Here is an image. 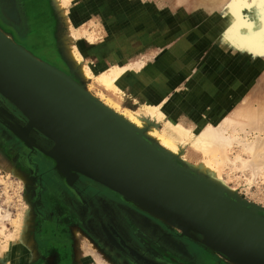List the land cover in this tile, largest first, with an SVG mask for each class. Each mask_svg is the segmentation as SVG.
Returning a JSON list of instances; mask_svg holds the SVG:
<instances>
[{
  "label": "rangeland",
  "instance_id": "rangeland-1",
  "mask_svg": "<svg viewBox=\"0 0 264 264\" xmlns=\"http://www.w3.org/2000/svg\"><path fill=\"white\" fill-rule=\"evenodd\" d=\"M85 2L89 12L96 14L92 16L95 18L94 21L99 23L102 20L105 35L94 45L87 46L93 53L90 56L85 55L83 64L94 69L95 66L90 65L93 57L99 70L109 66L114 60H120L132 69H136L135 66L142 61L145 64L142 71L136 69L133 74L135 76H133V85H128L129 92L134 95L138 103H144L149 98L161 100L167 96L166 104L175 114L179 113L180 118L190 119L196 113H201L210 123L223 122L233 109L243 103H248L249 106L252 103V108L254 106L259 109L257 111L262 109L261 101L264 100L260 99L264 96L262 95L264 94V46L258 47V45H261L260 42L264 43V0H85ZM39 7L41 10L36 11ZM11 12L16 13L17 22L13 19V15L11 16ZM198 16L206 22L210 20V24L214 23L212 21L214 18H220V21L216 22L211 45L220 50L226 48L230 54L246 57L247 60L252 61L253 67L243 66L237 62V66L234 64L235 70L229 73L225 64L227 60L222 56L227 53L220 50L214 56L207 58L202 68L186 63L178 67L181 58H192L194 53L189 47L181 49L176 55L173 54L174 56L167 51H172L173 45L185 38L188 33L200 29L201 23H195V18ZM149 19L153 21L152 25L148 24ZM241 20L247 23L250 21V27H242ZM0 29L29 53L32 52L34 57L63 71L89 91L97 101L108 107L107 100L101 94L98 85L78 72L79 68L58 46L61 40L70 42L72 32L65 20L61 21L57 18L50 0L0 1ZM150 34L153 37L156 35V39L150 38ZM256 39L258 41L260 39V42ZM106 40H108L107 44ZM120 50L128 51L125 57L127 60L124 57L120 59L122 56V54L118 55ZM171 62L176 66L171 70L172 72L168 71L173 74V79L164 76V71ZM185 83L186 87L183 86ZM135 95L140 96L141 100ZM255 101L257 103L259 101V105ZM134 107L133 100L127 101L122 111L135 109ZM218 107L219 110L222 107L226 109L219 111ZM108 108L122 117L120 112ZM184 110L185 114L182 116L180 112ZM187 111H191L190 114ZM263 121L264 118L261 123ZM249 129L251 128L246 126V132L240 130L238 135L252 141L256 134L254 132L248 134ZM228 134H234L232 129L228 130ZM262 135L264 137V131ZM1 139L5 140V143L0 141V264H17L25 255H28L30 260L24 264H119L81 226L75 224L76 221L69 217L70 214L57 201L58 198L53 195V191L52 194L44 196V201L41 199L37 208L40 214L31 200L36 195L34 175H32L35 174V170L33 169L32 172V166H35L41 179L51 177L70 190L74 185L88 179L80 177L73 184H68L58 175L52 161L43 155L36 145H30L27 141L23 143L2 116H0ZM150 139L157 143L154 138ZM188 151L190 150L186 149L185 152ZM189 155L184 157V160L179 158V163L187 164L188 161L197 164L203 159L200 154L194 152ZM249 158V154L243 152L240 145L235 144L222 155L221 163L216 164L214 161L212 163L220 173L222 172L221 176L228 185L236 189L239 198L264 208V168L263 171L254 174L250 167L244 165ZM27 161L32 166H27ZM14 165L19 171L12 170L11 167ZM100 186L119 196L141 214L158 222L178 239L196 247L200 255H209L218 261L217 263L208 260L200 264H219V262L231 264L203 244L184 236L180 231L170 228L142 211L133 205L132 199L129 200L126 195L122 197L109 188ZM24 214L26 222L23 219V223L17 225L19 217ZM260 214L264 215V212ZM42 217H48L49 221L38 232L36 228Z\"/></svg>",
  "mask_w": 264,
  "mask_h": 264
},
{
  "label": "water",
  "instance_id": "water-1",
  "mask_svg": "<svg viewBox=\"0 0 264 264\" xmlns=\"http://www.w3.org/2000/svg\"><path fill=\"white\" fill-rule=\"evenodd\" d=\"M77 87L0 29V96L26 119L25 126L12 118L8 125L23 143L36 145L62 179L73 184L83 177L126 195L231 264H264L263 207L237 195L229 203L226 191ZM35 133L49 146L31 137Z\"/></svg>",
  "mask_w": 264,
  "mask_h": 264
},
{
  "label": "bare ground",
  "instance_id": "bare-ground-1",
  "mask_svg": "<svg viewBox=\"0 0 264 264\" xmlns=\"http://www.w3.org/2000/svg\"><path fill=\"white\" fill-rule=\"evenodd\" d=\"M50 3L57 18L61 21L65 20L72 32L71 39L69 38L70 42L64 39L58 42V46L63 49V52L68 56L71 62L79 68L78 72L80 71L83 76L98 85L101 90L100 92H102L101 94L104 95L107 100L108 107L120 112L123 120L140 131L145 130L146 135L149 138H154L171 157L182 158L184 160V157L192 154V152L200 154L203 159L197 164H192L187 161V167L190 171L199 173L202 177L207 178L217 188L226 191L229 203L233 202V196L237 195L236 189L228 185L227 181L221 176L222 172L220 173L216 166L213 165L212 161L216 164L221 163L222 155L225 151L237 144L242 147L243 152L250 156L249 160L244 162V165L250 167L254 174L258 171H263L264 137L262 133L264 131V121L261 123V120L264 118V101H261L263 106L261 105L262 109H260V111H257L259 109H256L254 106L252 108V103L250 106L248 103L240 104L237 108L233 109L232 112L229 111L228 117L221 123H210L201 113H196V115L190 119L180 118L181 116L179 117V113L175 114L173 112L174 110L172 111L171 107L166 104L165 98L167 96L161 98V100L149 98L144 103H138L134 95L129 92L128 85L133 83L134 71H136V69L139 72L142 71L145 64L142 63V61L138 62L139 64L135 66L136 69H132L129 65L120 62V60H114L109 66H105L104 69L99 70V66L94 63L95 58L93 57H91L90 65L93 64L95 66L94 69H92L91 66L83 64L84 59H86L85 55L90 56L93 53L92 49H88L87 46L90 47V45H94L105 35L102 20H100L99 23L94 21L95 18L92 16L96 14L89 12L85 0H50ZM40 10L41 7L36 9V11ZM250 25V21L247 23L241 20L242 27L249 28ZM254 35L256 36V34ZM251 39H253V37H251ZM258 42H260V39ZM260 43L261 45H258V47L264 46V43ZM77 88L82 92L85 91L87 96H92V94L84 90L83 87ZM131 100L135 103V109H125L122 111L125 102ZM260 100H264V96L261 97ZM226 107H222L220 110L218 107V110L221 111L224 109L225 111ZM246 126L251 128L249 129L250 132H247L248 134L251 132L256 134L252 141L247 137L238 135L240 130L246 132ZM229 129H232L234 134H228ZM186 149L190 151L187 153L185 152ZM11 168L15 172L19 171L16 165ZM128 199L130 200L129 197ZM27 211L28 209L26 212ZM23 219L26 222L25 214L19 217L17 225L21 222L23 223ZM26 228L28 227L26 226ZM160 252L162 253V251ZM27 256L28 255H25L23 258H20L17 264H21L24 260L28 259Z\"/></svg>",
  "mask_w": 264,
  "mask_h": 264
},
{
  "label": "flooded vegetation",
  "instance_id": "flooded-vegetation-1",
  "mask_svg": "<svg viewBox=\"0 0 264 264\" xmlns=\"http://www.w3.org/2000/svg\"><path fill=\"white\" fill-rule=\"evenodd\" d=\"M3 1L8 2V0ZM0 108H2L0 116L4 117L6 123L13 124L15 120L22 126L26 125V119L22 114L1 96ZM31 137L40 141L43 147L49 146L41 135L35 133ZM2 139L0 141L5 143ZM10 163L13 162L10 161ZM26 165L32 166L28 161ZM33 169L35 170V174L32 173V175H34L36 195L31 200L38 214L40 212L37 208L41 199L44 201L45 195L54 192L53 195L58 198L57 201L70 214L68 216L72 217L76 221L75 224L81 226L90 237L94 238L115 262L119 264H200L213 260L218 263L215 257L200 255L196 247L187 241L178 239L158 222L141 214L102 186L85 180L83 183L74 185L70 190L58 184V181L51 177L41 179L35 166H32V172ZM47 218L40 219L36 228L38 232L49 221ZM29 260L30 258L21 264Z\"/></svg>",
  "mask_w": 264,
  "mask_h": 264
},
{
  "label": "crops",
  "instance_id": "crops-1",
  "mask_svg": "<svg viewBox=\"0 0 264 264\" xmlns=\"http://www.w3.org/2000/svg\"><path fill=\"white\" fill-rule=\"evenodd\" d=\"M195 19H196L195 23H197V22L201 23V24H199L201 26L200 29L193 31L192 33H188V35H186L185 38L183 37L182 39H180L178 41L177 44L173 45L174 48L172 49V51L171 50L167 51L168 53H171L172 55L173 54L176 55L178 52H180L181 49L189 47L190 51L192 53H194L192 58L191 57H186V59L181 58L182 60H181L180 64L178 65V67H182V65L186 63L187 65H190V66L202 68V64L204 63V61L207 58L214 56L216 54V52H218V50H220V49L214 48L211 45L213 43L212 36L216 31L215 30L216 26H217L216 22L220 21V18L219 19L214 18V20H212V21H214V23L211 22V24L209 23L210 20H207L208 22H206V20L204 21L201 16L200 17L198 16ZM147 22L150 25L153 24V21H151L150 19ZM150 28H151V26H150ZM186 29H187V27H186ZM150 38L156 39V35H154V37H153L150 34ZM107 43H108V40H106V44ZM133 49H135V47ZM195 49H197V50L195 51ZM206 49H207V51H206ZM223 50H220V51L227 53V54H224L222 56H224L227 60L225 64L227 66V70L229 73L230 72L232 73L235 70L234 64L237 66V62H240L243 66L253 67L252 61L247 60L246 57L236 56L235 53L230 54V52L227 51L226 48H224ZM127 52L128 51L120 50L119 54H118L119 56H121V54H122L120 59H122V57L125 58ZM117 53H118V51H117ZM128 61H130V60H128ZM131 62H136V61H131ZM172 62L170 63V66L167 67L166 70L164 71V76L170 77L173 79V74L168 72V71L172 72L171 70L176 67L173 65ZM179 70H180V68H179ZM187 80H188V78H187ZM183 86L186 87L187 84L185 83V84H183ZM224 95H226V94H224ZM135 97L141 100L140 96L135 95ZM198 102L200 103V101H198ZM180 114H182V116H183L185 114V111H182Z\"/></svg>",
  "mask_w": 264,
  "mask_h": 264
}]
</instances>
